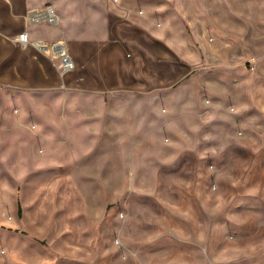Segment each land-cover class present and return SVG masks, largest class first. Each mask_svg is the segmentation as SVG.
Masks as SVG:
<instances>
[{
  "label": "crops",
  "instance_id": "1",
  "mask_svg": "<svg viewBox=\"0 0 264 264\" xmlns=\"http://www.w3.org/2000/svg\"><path fill=\"white\" fill-rule=\"evenodd\" d=\"M53 42L74 63L63 74ZM154 106L177 111L181 151L199 137L217 153L239 130L264 152V4L0 0V218L22 215L25 170L119 153L152 130Z\"/></svg>",
  "mask_w": 264,
  "mask_h": 264
},
{
  "label": "rangeland",
  "instance_id": "2",
  "mask_svg": "<svg viewBox=\"0 0 264 264\" xmlns=\"http://www.w3.org/2000/svg\"><path fill=\"white\" fill-rule=\"evenodd\" d=\"M156 107L152 130L119 153L16 177L23 213L0 218V264H264L262 141L237 130L217 153L199 137V151H181L191 136L177 111Z\"/></svg>",
  "mask_w": 264,
  "mask_h": 264
},
{
  "label": "built area",
  "instance_id": "3",
  "mask_svg": "<svg viewBox=\"0 0 264 264\" xmlns=\"http://www.w3.org/2000/svg\"><path fill=\"white\" fill-rule=\"evenodd\" d=\"M49 20L54 19V14L50 12ZM15 41H18L21 45H25L29 42L27 34L25 31H22L16 36L13 37ZM33 44H35L39 48H46L47 45H45L41 41H32ZM50 50H52V53L56 54L58 56V63L60 68V73L63 74L64 72H67L71 70L74 66L73 61L70 59L69 55L64 51L62 45L60 42H53L49 46Z\"/></svg>",
  "mask_w": 264,
  "mask_h": 264
}]
</instances>
